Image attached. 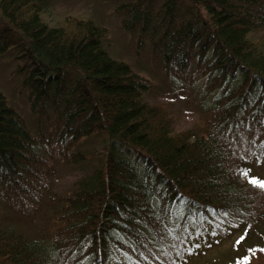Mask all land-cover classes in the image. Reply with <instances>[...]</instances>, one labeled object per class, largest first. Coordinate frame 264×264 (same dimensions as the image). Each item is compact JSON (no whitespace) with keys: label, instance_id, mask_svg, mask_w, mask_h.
<instances>
[{"label":"trees","instance_id":"obj_1","mask_svg":"<svg viewBox=\"0 0 264 264\" xmlns=\"http://www.w3.org/2000/svg\"><path fill=\"white\" fill-rule=\"evenodd\" d=\"M45 1L0 0V54L12 51L31 110L62 105L47 135L34 134L0 90V199L34 215L48 196L52 224L42 235L54 262L43 237L0 225V264H108L111 250L130 264L172 262L188 247V226L197 238L203 224L221 234L231 221L244 225V237L222 264H264V180L247 177L264 154V42L253 36L264 5L101 0L137 35L135 50L148 35L169 73L195 58L201 99L211 93L196 133L175 132L169 107L143 99L151 80L111 56L105 26L74 16L50 25ZM92 135L104 137L99 150L76 148ZM50 148L64 163L102 158L88 178L55 194Z\"/></svg>","mask_w":264,"mask_h":264},{"label":"rangeland","instance_id":"obj_2","mask_svg":"<svg viewBox=\"0 0 264 264\" xmlns=\"http://www.w3.org/2000/svg\"><path fill=\"white\" fill-rule=\"evenodd\" d=\"M259 1L264 5V0ZM45 5L42 17L50 25L58 24L65 17L74 16L91 19L105 26L107 35L104 44L111 56L128 62L134 72L151 80L152 87L144 94L143 99L151 104L160 103L169 107L175 132L190 128L196 133H201L204 129L203 121L208 113L206 110L211 93L201 99V95L204 94L201 93L204 74L202 68L196 66L195 58L183 73H169L163 67L158 52L152 50L148 35L144 36V45L135 50L137 35L130 34L122 27L121 17L114 12V3H105L101 0H46ZM183 7L184 5L182 9ZM179 15L183 14L179 12ZM253 36L261 38L264 42V24L253 32ZM16 67L17 61L11 50L0 54V90L6 95L9 103L26 119L32 133L47 135L57 120V111L62 109V105L49 104L42 114L34 113L30 108L27 93L22 91L20 86L21 77L15 72ZM59 123L64 124V122ZM100 139L104 140V137L92 135L83 139L76 148L83 152L99 150ZM49 151L52 155L49 160L51 168L49 192L55 194H65L74 188L78 180L88 178L99 166L102 158V155H99L84 162L64 163L54 148H50ZM247 177L264 180V154L249 162ZM47 199L48 196L34 215L13 209L6 205L4 199H0V225L11 226L31 239L43 237L42 244L47 247L49 254L47 260L54 262L55 255L48 247L46 241L48 238L42 235L44 227L48 223L52 224L49 216L53 215V209ZM234 223L235 221H231L221 234L214 232L207 224H203L197 238L193 237V225L188 226V247L185 246L182 253L173 254L176 258L172 262L160 260L159 264H222L228 261L227 252L233 250L234 245L240 244L241 242L237 243V241L244 237V225L238 229ZM110 254L117 256L108 264H130L127 258L115 251L111 250ZM147 264L153 263L147 262Z\"/></svg>","mask_w":264,"mask_h":264},{"label":"snow or ice","instance_id":"obj_3","mask_svg":"<svg viewBox=\"0 0 264 264\" xmlns=\"http://www.w3.org/2000/svg\"><path fill=\"white\" fill-rule=\"evenodd\" d=\"M250 182L253 183V184H257V181L256 180H252ZM258 186L261 187V188H264V182L259 183Z\"/></svg>","mask_w":264,"mask_h":264},{"label":"bare ground","instance_id":"obj_4","mask_svg":"<svg viewBox=\"0 0 264 264\" xmlns=\"http://www.w3.org/2000/svg\"><path fill=\"white\" fill-rule=\"evenodd\" d=\"M6 205H8V204H6ZM9 207H10V205H8Z\"/></svg>","mask_w":264,"mask_h":264}]
</instances>
